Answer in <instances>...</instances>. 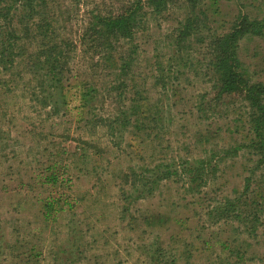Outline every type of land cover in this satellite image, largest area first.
<instances>
[{
  "label": "trees",
  "instance_id": "trees-1",
  "mask_svg": "<svg viewBox=\"0 0 264 264\" xmlns=\"http://www.w3.org/2000/svg\"><path fill=\"white\" fill-rule=\"evenodd\" d=\"M225 1L236 5L238 14L229 30L219 34L212 33L211 28L218 23L219 0H125L116 3L119 5L106 0H0V95L7 97L13 93L33 107L49 109L46 112L50 115L61 108L66 112L73 101L78 102L83 114L88 106L95 104L101 89L100 93H118L125 106L110 117L96 118L94 124L95 128L107 129L111 137L129 134L137 138L138 134L139 152L144 146L147 149V157L141 158L147 166L139 167L141 174H133L131 187H141L136 189L139 196L134 200L143 202L152 198L164 181L177 178L176 183L181 184L192 200L186 207L199 217L198 221L206 220L205 225L199 224L200 230L191 241L182 243L181 252L171 250L160 238L144 242L139 246L142 264H197L198 258H202V264H264V252L259 253L264 251V82L243 68L239 58L241 41L264 37V16L263 11L257 16L248 15V10L255 7V0ZM179 10L183 15L175 20L177 26L166 31L165 60L156 56L152 65L155 73L150 78H143L140 73L137 76L132 69L140 57L141 36L147 32L148 18L168 20ZM193 46L200 47V60H203L194 77L204 71L203 77L209 84V92L200 95L199 102L190 110L198 125L192 134V146L202 147V156L188 152L185 156L177 154L169 160L163 157L156 160V149L163 147L158 136L163 120L159 116V100H154L153 92L158 87L164 88L168 79L178 81L176 76L185 77L183 72L194 68L190 58ZM79 55L89 61L94 71L92 76L100 78L101 84L81 82L74 76ZM200 60L195 58V63ZM20 81L21 94H15ZM173 85L170 93L177 97L178 87ZM230 97L241 100L239 111L229 118L227 112L226 118H217V107ZM219 120L223 121L220 127L212 129V123ZM222 137L232 144H220ZM95 145L80 140L79 153L72 156L79 163L92 159L89 150H93L92 156H100ZM208 145L211 151H207ZM242 160L245 174L239 190L205 206L203 213L197 214L196 206L202 207V200L196 203L194 197L202 194L211 180H216L225 162ZM69 165L73 162L62 165L55 161L43 166L32 180L38 185L19 187L26 188L25 191L38 188L47 193L34 200L46 225L54 226L61 215L71 214L77 205V199L66 195L72 186L67 173L73 166ZM95 167L93 173L97 171ZM26 203L27 199L19 204ZM125 213L123 210L121 221L125 220ZM151 214L139 216L146 229L167 228L170 220L161 214ZM170 223L187 227L186 220L174 218ZM204 233L208 234L207 238H203ZM226 233H229L227 237ZM15 238V244L26 249L20 237ZM197 241L201 242L200 247L194 245ZM4 247L14 248L8 241ZM38 255L36 246H31L27 256L18 258L37 264Z\"/></svg>",
  "mask_w": 264,
  "mask_h": 264
},
{
  "label": "rangeland",
  "instance_id": "rangeland-1",
  "mask_svg": "<svg viewBox=\"0 0 264 264\" xmlns=\"http://www.w3.org/2000/svg\"><path fill=\"white\" fill-rule=\"evenodd\" d=\"M109 1L119 5L125 0H106ZM253 2L255 7L248 10V15L257 16L263 11L264 16V0ZM219 12L218 23L211 25L212 33L227 32L238 14V8L225 0H219ZM182 15L183 11L179 10L168 20L148 18L147 32L141 36L143 39L140 57L132 69L137 76L139 73L143 78L154 75L152 65L156 56H163V61L166 57V31L175 28V20H180ZM240 43L239 58L243 68L248 69L256 80L264 82V37H255ZM190 51L194 68L186 69L185 72L182 69L185 77L179 74L175 77L179 78L178 81L168 79L164 88L158 87L153 92L154 100H159V116L163 120V125L158 127V136L163 147L162 150L156 149V160H161L162 157L169 160L177 154L185 156L188 152L195 153L197 157L202 156V147L192 146V134L198 125L190 110L194 103L199 102L200 95L209 92V84L207 78L203 77L204 71L199 72L201 76L194 77L195 70L203 62L200 60V47L193 46ZM183 57L187 58L185 52ZM194 57L200 60L199 63H195ZM75 64L74 76L78 80L92 85L101 84L100 78L98 80L92 76L94 71H91L89 61L86 62L79 55ZM173 83V87H178L177 97L170 93ZM21 88L22 86L14 93L21 94ZM100 91L95 104L93 102L88 106L83 114L80 113L76 101L70 103L66 112L61 108V111L59 109V112L49 115L46 112L49 109L45 111L40 106L33 107L13 93H9L7 97L0 95V105H6V108L0 107V129L3 131L0 134V247L3 249L0 250V264H29L23 262V259L19 260L18 256H27L31 246H36L41 255L37 256V264H142L139 261V246L144 242H152L155 237L160 238L165 246L181 252L182 243L191 241L198 234L199 224H206L205 219L198 221L199 217H195L192 209L186 207L192 200L181 184L176 183L177 178L164 181L155 190L152 198L143 202L134 200L139 196L136 189L141 187H131L133 174H141L139 167L147 166L146 161L141 160L147 157V149L144 146L139 152L138 134V139L129 134L111 137L107 129L95 128L94 122L97 119L110 117L126 104L118 93L107 94ZM210 97L211 95L208 99ZM241 103L237 97L224 99L216 109L217 118H226L227 113V118L229 115L232 117V113L238 110ZM4 112L6 118H3ZM137 123L139 126V122ZM221 123L223 121H215L212 129L220 127ZM221 126L224 129L225 125ZM80 140L96 144L100 156H92L93 150H89L87 153L92 159L77 162L72 154L79 153ZM220 144L232 142L222 137ZM208 149L211 151V145H208L207 151ZM148 150L151 151L149 148ZM55 161L62 165L73 162V165H69L73 168L67 173L72 180V186L66 195L70 199H77V205L71 214L61 215L57 223L50 226L43 223L38 213L39 208L34 204L35 198H43L47 193L38 188L25 191L26 188L20 190L19 187L38 185L32 180L43 170V166ZM242 164L243 160L227 161L220 166L221 171L216 180H211L202 194L194 197L196 203L202 200V207L196 206L197 214L203 213L205 206L239 190L245 174ZM94 166H97L95 173L92 172ZM25 199L26 204H19ZM123 210L126 212L125 220L121 221ZM151 213L161 214L170 220L167 228L146 229L139 222V216L152 215ZM174 218L178 221L186 220L187 227L170 223ZM228 235L226 233L224 236ZM14 236L20 237L22 246H26V249L20 248L18 243L15 244ZM202 236L207 238L208 234L204 233ZM7 241L10 246H14L12 250L4 247ZM194 245L200 247L201 242H194ZM263 252L259 251L260 254ZM202 262V258L196 260L197 264ZM30 264L34 262L31 261Z\"/></svg>",
  "mask_w": 264,
  "mask_h": 264
}]
</instances>
